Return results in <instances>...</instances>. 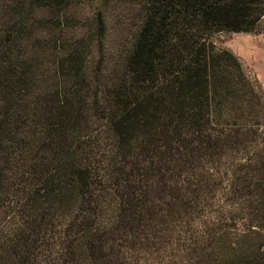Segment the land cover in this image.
<instances>
[{"label":"trees","instance_id":"obj_1","mask_svg":"<svg viewBox=\"0 0 264 264\" xmlns=\"http://www.w3.org/2000/svg\"><path fill=\"white\" fill-rule=\"evenodd\" d=\"M31 1H17L25 14L2 21L6 24L0 51L8 57L0 58V143L13 130L22 84L35 74L30 63L18 66L10 55L13 34L16 30L24 33L19 44L25 46V42L29 47L31 39L25 35L33 13L56 5V0ZM144 3L145 21L120 75L98 91L76 49L63 57L62 66L69 77L58 83L60 92L43 95L37 106L44 119L43 150L51 154L37 170V191L42 206H51L76 226L69 264H113L109 250L116 243L108 236L117 231L122 233L121 240L133 237L143 221H194L217 193L210 190L219 170L215 156L244 135L243 131H249L245 122L253 113L245 117L250 100L242 91L244 85L255 89L254 85L237 58L229 51L216 52L210 37L221 31L254 28L264 16V0ZM99 28L103 36V20ZM91 111L103 121L112 141L101 172L91 156L80 150L82 133L94 117ZM89 145L91 154L102 149L100 144ZM263 154L247 159L246 173L230 182L241 192L249 191L251 202L262 212L259 226L264 231ZM115 177L120 178L114 196L115 216L104 225L99 221L97 194ZM248 251L235 255L229 264H264L263 247L257 248L262 257ZM0 260L13 264L7 256Z\"/></svg>","mask_w":264,"mask_h":264},{"label":"rangeland","instance_id":"obj_2","mask_svg":"<svg viewBox=\"0 0 264 264\" xmlns=\"http://www.w3.org/2000/svg\"><path fill=\"white\" fill-rule=\"evenodd\" d=\"M17 1L21 0H0V39L6 24L2 21L25 14ZM33 16L25 35L31 39L30 46L26 47L25 42V46L19 44L24 33L17 34L16 30L15 42L8 50L18 66L28 62L35 74L22 84L13 130L0 143V256L10 257L13 264H69L76 243V226L70 225V220L55 213L51 206H42L37 191L40 188L37 170L40 163L51 158L43 150L44 119L37 106L43 102V95L60 92L58 83L69 77L62 66L63 57L76 49L97 82L98 91L120 75L145 21V3L56 0L53 9H39ZM100 20L105 22L103 36ZM210 42L218 53L231 52L254 85L255 89L243 83L242 91L250 100L244 115L250 117L253 113L245 122L249 131H243L244 135L232 140L215 156L219 170L210 190L217 193L194 221L146 220L135 229L133 237L123 240L122 233L112 231L108 237L116 243L109 250L115 259L113 264H229L236 259L235 255H244L249 249L248 252L262 257L257 252V248L264 249V231L259 226L263 223L262 212L251 202L249 191L241 192L230 181L246 173L247 159H255L264 151V16L249 31L217 32ZM3 57L8 55L0 51V58ZM89 106L91 103L86 108ZM90 114L94 117L89 129L82 133L80 150L91 156L94 167L101 172L106 167L112 141L103 121L94 111ZM256 115L261 124L256 122ZM234 127L239 128L235 124ZM89 144H100L102 149L91 154L93 148H88ZM119 179L105 182L97 194L99 221L104 225L115 216L114 196ZM0 264H4L2 260Z\"/></svg>","mask_w":264,"mask_h":264}]
</instances>
